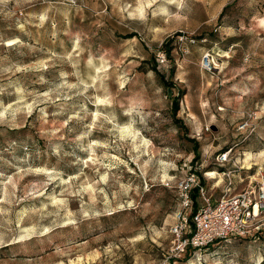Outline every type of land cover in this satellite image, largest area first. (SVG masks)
<instances>
[{
	"label": "rangeland",
	"instance_id": "obj_1",
	"mask_svg": "<svg viewBox=\"0 0 264 264\" xmlns=\"http://www.w3.org/2000/svg\"><path fill=\"white\" fill-rule=\"evenodd\" d=\"M190 169L264 179V0H0V264H164ZM256 224L170 264H264Z\"/></svg>",
	"mask_w": 264,
	"mask_h": 264
},
{
	"label": "built area",
	"instance_id": "obj_2",
	"mask_svg": "<svg viewBox=\"0 0 264 264\" xmlns=\"http://www.w3.org/2000/svg\"><path fill=\"white\" fill-rule=\"evenodd\" d=\"M163 59L161 53L159 60ZM203 60L208 62L207 54L203 55ZM176 191L180 207L169 226L172 246L164 264H170L171 258L185 255L190 249L200 250L211 243L248 237L259 229L256 221L264 212V179L261 177L241 191L222 192L219 197L210 199L205 195L206 186L200 176L190 169L178 180ZM193 191L196 192L194 198Z\"/></svg>",
	"mask_w": 264,
	"mask_h": 264
},
{
	"label": "trees",
	"instance_id": "obj_3",
	"mask_svg": "<svg viewBox=\"0 0 264 264\" xmlns=\"http://www.w3.org/2000/svg\"><path fill=\"white\" fill-rule=\"evenodd\" d=\"M163 44L166 45V40L163 42ZM167 50H168L167 48H164L165 54H167V52H166ZM152 70H153L155 73L158 72V70L156 69L155 66L152 67ZM157 74H158V73H157ZM159 76H160V78H161L162 80H164L163 75H160V74H159ZM175 109H176V107L173 106V110H175ZM193 147L196 148V141H194V140H193ZM195 194H196L195 191H193V192L191 193V195H192L193 198H194ZM195 207H196V203L194 202V203H193V210L195 209Z\"/></svg>",
	"mask_w": 264,
	"mask_h": 264
}]
</instances>
